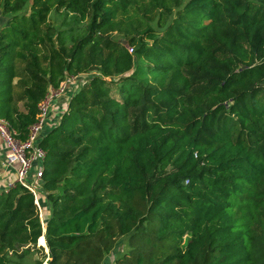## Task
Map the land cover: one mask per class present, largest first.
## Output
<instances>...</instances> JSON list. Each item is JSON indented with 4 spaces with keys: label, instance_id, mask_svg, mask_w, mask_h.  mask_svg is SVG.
<instances>
[{
    "label": "trees",
    "instance_id": "obj_1",
    "mask_svg": "<svg viewBox=\"0 0 264 264\" xmlns=\"http://www.w3.org/2000/svg\"><path fill=\"white\" fill-rule=\"evenodd\" d=\"M91 71L40 141L45 241L2 190L0 264H264V0H0L17 140Z\"/></svg>",
    "mask_w": 264,
    "mask_h": 264
},
{
    "label": "built area",
    "instance_id": "obj_2",
    "mask_svg": "<svg viewBox=\"0 0 264 264\" xmlns=\"http://www.w3.org/2000/svg\"><path fill=\"white\" fill-rule=\"evenodd\" d=\"M129 51L131 53V49ZM79 76H68L57 88H48L45 98L38 106L36 121L29 127L25 141L17 140L7 124L0 119L3 164L7 174L14 176V180L9 181L6 189L19 184L32 194L41 226L44 225V214L40 207V183L46 153L40 147V141L47 131L57 125L70 98L86 83V80L79 79Z\"/></svg>",
    "mask_w": 264,
    "mask_h": 264
},
{
    "label": "rangeland",
    "instance_id": "obj_3",
    "mask_svg": "<svg viewBox=\"0 0 264 264\" xmlns=\"http://www.w3.org/2000/svg\"><path fill=\"white\" fill-rule=\"evenodd\" d=\"M97 74V71H91L90 73H83V74H81L80 76H79V79H82L83 81L84 80H87L88 78H90L91 76H93V75H96ZM40 207H41V205H40ZM41 209H42V211H43V218H47V216H48V214H49V212L48 211H44V208H42L41 207ZM46 212V213H45ZM44 222V221H43ZM45 223H44V225L42 226V238L44 237V234H45ZM44 240H45V238H44ZM41 243V242H40ZM38 244V243H37ZM42 244V243H41ZM43 245V244H42ZM44 246H45V242H44ZM37 247H39V245H37ZM41 247V246H40ZM115 247H117L116 249H115V255H114V257H113V259H116V258H118L120 255H122L124 252H126L127 250H128V248H127V245L126 244H122V241L121 242H119V243H117L116 244V246ZM44 253H48V249L47 248H44ZM41 255H40V253L38 252V253H33V255H32V259H38L39 257H40Z\"/></svg>",
    "mask_w": 264,
    "mask_h": 264
},
{
    "label": "crops",
    "instance_id": "obj_4",
    "mask_svg": "<svg viewBox=\"0 0 264 264\" xmlns=\"http://www.w3.org/2000/svg\"><path fill=\"white\" fill-rule=\"evenodd\" d=\"M14 176L7 174L4 164H3V151H2V144L0 141V192L5 190L8 186L9 181H13ZM46 211V210H45Z\"/></svg>",
    "mask_w": 264,
    "mask_h": 264
},
{
    "label": "water",
    "instance_id": "obj_5",
    "mask_svg": "<svg viewBox=\"0 0 264 264\" xmlns=\"http://www.w3.org/2000/svg\"><path fill=\"white\" fill-rule=\"evenodd\" d=\"M43 240H44V237H43ZM45 241V240H44ZM38 245L40 246V238L38 239ZM44 248V247H43Z\"/></svg>",
    "mask_w": 264,
    "mask_h": 264
}]
</instances>
